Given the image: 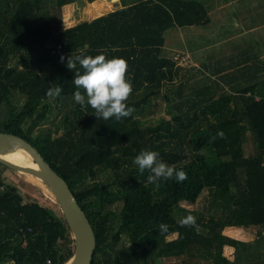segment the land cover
Wrapping results in <instances>:
<instances>
[{"label":"trees","instance_id":"trees-1","mask_svg":"<svg viewBox=\"0 0 264 264\" xmlns=\"http://www.w3.org/2000/svg\"><path fill=\"white\" fill-rule=\"evenodd\" d=\"M94 1L0 0V132L36 148L67 183L95 236L91 264H264V61L245 50L200 68L169 58L166 31L212 22L201 0H119V9L64 25L65 6ZM82 54L127 61L129 117L104 120L74 101L67 60ZM56 86L61 95L47 96ZM161 91L168 118L145 126L138 115ZM52 118L53 128L40 129ZM221 130L226 138L213 141ZM142 150L158 152L187 180L149 183L150 171L133 163ZM2 172L0 264L66 263L73 241L62 215L26 202ZM200 197V210L182 206ZM189 214L196 224L180 227ZM227 227L257 231L243 242L226 237ZM224 246L234 249L232 261Z\"/></svg>","mask_w":264,"mask_h":264},{"label":"rangeland","instance_id":"rangeland-1","mask_svg":"<svg viewBox=\"0 0 264 264\" xmlns=\"http://www.w3.org/2000/svg\"><path fill=\"white\" fill-rule=\"evenodd\" d=\"M201 1L208 5L212 22L204 27H174L166 31V48L171 49L166 53L169 58L184 57L185 61L180 65L183 66L182 68L189 66L200 68L203 63L212 59L223 58L224 62H227L230 57L239 56L240 50H245L252 55L256 53L264 61V0ZM120 7L121 2L119 0H96L83 7L65 6L62 12L64 25L71 27L80 21L92 20ZM210 69L206 70V74L209 75ZM188 76L180 79L185 82ZM196 78L199 80L198 77ZM193 79L190 80L191 85H193ZM191 106L192 103H189L185 106V110ZM167 112L168 102L165 93L161 91L158 96L151 99L138 117L145 126H155L160 119L168 118ZM54 122L52 118L40 126V129L53 128ZM252 151V142L250 135H248L244 153L248 155ZM0 170L3 171L5 183L15 187L24 196L26 202H38L61 214L53 197L44 190L43 186L33 182L29 176L20 172L9 168ZM103 179L104 176L102 175L98 177V181ZM203 204L204 199L200 197L196 203H182V206L192 210H200ZM70 238L72 240L71 236ZM160 264H177V261L171 259L162 261Z\"/></svg>","mask_w":264,"mask_h":264},{"label":"clouds","instance_id":"clouds-1","mask_svg":"<svg viewBox=\"0 0 264 264\" xmlns=\"http://www.w3.org/2000/svg\"><path fill=\"white\" fill-rule=\"evenodd\" d=\"M63 60V57H61ZM79 64L81 72L77 69ZM67 68L75 72L72 81L78 89L73 94L74 101L82 108L90 107L94 110L95 116L104 120L115 118L117 121L129 117L134 111V107L127 104L133 92V85L127 80V61L123 58L108 59L104 54L96 56L77 55L70 56L67 60ZM82 90V91H81ZM62 88L56 86L49 89L46 95L53 99L59 97ZM216 138L225 139V133L218 131ZM159 153L151 150H142L133 160L138 166L139 172L143 174L145 170L150 171L148 182L159 187L161 180L168 181L175 179L177 182L187 180V173L184 170H177L158 159ZM196 217L189 214L179 220L180 227H192L196 224ZM161 233H167L169 226L166 223L159 225ZM47 264H51L48 261Z\"/></svg>","mask_w":264,"mask_h":264},{"label":"water","instance_id":"water-1","mask_svg":"<svg viewBox=\"0 0 264 264\" xmlns=\"http://www.w3.org/2000/svg\"><path fill=\"white\" fill-rule=\"evenodd\" d=\"M17 152L28 156L35 167H21L1 158V156ZM0 164L38 179L53 197L73 241V254L63 264H91L96 246L92 226L67 183L50 167L37 149L21 137L0 132Z\"/></svg>","mask_w":264,"mask_h":264},{"label":"crops","instance_id":"crops-1","mask_svg":"<svg viewBox=\"0 0 264 264\" xmlns=\"http://www.w3.org/2000/svg\"><path fill=\"white\" fill-rule=\"evenodd\" d=\"M121 8V7H120ZM171 50V49H168ZM187 57V56H186ZM256 228H237V227H227L224 229L223 234L226 237L236 239L243 242L252 241L256 235ZM223 256H225L228 260L232 261L234 258V249L230 246L223 247Z\"/></svg>","mask_w":264,"mask_h":264},{"label":"bare ground","instance_id":"bare-ground-1","mask_svg":"<svg viewBox=\"0 0 264 264\" xmlns=\"http://www.w3.org/2000/svg\"><path fill=\"white\" fill-rule=\"evenodd\" d=\"M1 158L6 160V161H8V162H10V163H12V164H15V165H18V166H21V167H29V168H34L35 167L34 164L31 162V160L28 158V156H26L23 153H18L17 152V153H14V154H8V155L1 156ZM29 178L33 182H35V183H37V184L42 186V184L39 182L38 179L36 180L35 178H32L30 176H29ZM44 190L46 192H48L45 188H44Z\"/></svg>","mask_w":264,"mask_h":264},{"label":"built area","instance_id":"built-area-1","mask_svg":"<svg viewBox=\"0 0 264 264\" xmlns=\"http://www.w3.org/2000/svg\"><path fill=\"white\" fill-rule=\"evenodd\" d=\"M174 61L176 62V64L182 65V63H184V61H185V58L184 57L174 58Z\"/></svg>","mask_w":264,"mask_h":264}]
</instances>
